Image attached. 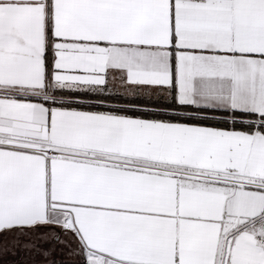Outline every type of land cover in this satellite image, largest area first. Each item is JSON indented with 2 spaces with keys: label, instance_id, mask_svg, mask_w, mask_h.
Instances as JSON below:
<instances>
[{
  "label": "snow or ice",
  "instance_id": "6c2138e0",
  "mask_svg": "<svg viewBox=\"0 0 264 264\" xmlns=\"http://www.w3.org/2000/svg\"><path fill=\"white\" fill-rule=\"evenodd\" d=\"M0 264H264V0H0Z\"/></svg>",
  "mask_w": 264,
  "mask_h": 264
}]
</instances>
